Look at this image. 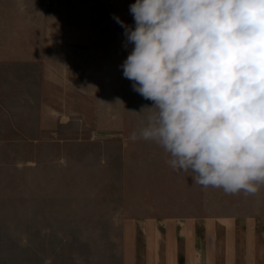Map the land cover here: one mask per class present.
<instances>
[{"label":"crops","instance_id":"1","mask_svg":"<svg viewBox=\"0 0 264 264\" xmlns=\"http://www.w3.org/2000/svg\"><path fill=\"white\" fill-rule=\"evenodd\" d=\"M135 2L0 0V264H264V187L204 188L127 142L126 78L86 73L107 62L110 34L124 41L113 17L130 26ZM93 177L121 199L62 200Z\"/></svg>","mask_w":264,"mask_h":264},{"label":"clouds","instance_id":"2","mask_svg":"<svg viewBox=\"0 0 264 264\" xmlns=\"http://www.w3.org/2000/svg\"><path fill=\"white\" fill-rule=\"evenodd\" d=\"M120 66L152 106L129 139L227 195L264 187V0H136Z\"/></svg>","mask_w":264,"mask_h":264},{"label":"rangeland","instance_id":"3","mask_svg":"<svg viewBox=\"0 0 264 264\" xmlns=\"http://www.w3.org/2000/svg\"><path fill=\"white\" fill-rule=\"evenodd\" d=\"M130 26L134 27L135 26V22L134 19L131 17L130 18ZM121 36H119V48H116L117 45V38H116V34H110V45L111 47L108 48L106 51V56L107 57V62L102 64V65H93V66H87L86 67V73L88 76H123V69L120 67L123 62L126 60L127 56L129 55L130 51H131V45L125 46L126 45V37L124 36V41H121L120 39ZM126 83V87H125V120H126V128L124 130L125 132V138L126 141L129 142V136L131 134V132L137 128H130L129 124H142V122L144 121L145 117L147 116V110H145V112L141 115H137L134 112H130V111H136L139 112L141 110L142 107L144 106H152V101L150 100H145L139 93L133 91L132 88V81L127 79L125 80ZM135 122V123H134ZM139 143L142 144L141 148L145 150L146 153L148 154H153L155 152H164L162 148H160L159 146H157L155 143L150 142V141H144L142 139L139 140ZM144 144V145H143ZM79 149V148H78ZM94 149V150H93ZM92 152H93V157L96 158L97 156H103L105 157L102 153V150L93 148ZM147 149H149L148 151H146ZM151 149V150H150ZM70 150H68V148H63L62 147V156H67L68 152ZM82 151H84L83 148L79 150H77V153H81ZM105 153L108 155L105 164H107V169H109V172L114 173L115 175H117V177L115 179L112 180V182H110V185H113L115 188V190L119 187V189H121L122 187V179L120 176H118L121 173L120 170V163L121 161L120 159V152H119V148L114 145L111 144L109 145L105 150ZM140 151V150H139ZM144 153V152H143ZM165 153V152H164ZM149 155V156H150ZM130 163V162H129ZM133 163V161H132ZM72 166L75 167L76 170H78V172H81L83 170V164L77 162H71ZM75 181H77L76 183H78L77 185H79L81 183V181H83V178H76ZM88 182H86L87 187H82V189H86L88 192H66V191H62V200H100V199H108V200H115V199H121L122 194L120 192H107L104 191V188L106 187V181L103 180V183H101L100 179L97 177H93V178H88L87 180ZM84 184V182H82ZM101 184H103V186H101ZM117 184L119 185L117 187ZM117 187V188H116ZM68 189L67 186L62 187V189ZM97 191H94V190ZM100 190V191H99ZM103 190V191H102Z\"/></svg>","mask_w":264,"mask_h":264}]
</instances>
